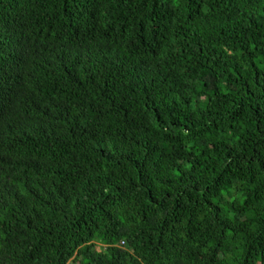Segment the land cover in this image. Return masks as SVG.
Returning <instances> with one entry per match:
<instances>
[{
    "label": "trees",
    "instance_id": "16d2710c",
    "mask_svg": "<svg viewBox=\"0 0 264 264\" xmlns=\"http://www.w3.org/2000/svg\"><path fill=\"white\" fill-rule=\"evenodd\" d=\"M68 263L264 264V0H0V264Z\"/></svg>",
    "mask_w": 264,
    "mask_h": 264
},
{
    "label": "built area",
    "instance_id": "2783aa9c",
    "mask_svg": "<svg viewBox=\"0 0 264 264\" xmlns=\"http://www.w3.org/2000/svg\"><path fill=\"white\" fill-rule=\"evenodd\" d=\"M124 244H125L124 242L121 243V245H124ZM68 264H72V263H68Z\"/></svg>",
    "mask_w": 264,
    "mask_h": 264
}]
</instances>
